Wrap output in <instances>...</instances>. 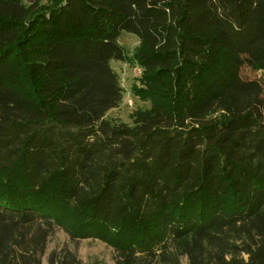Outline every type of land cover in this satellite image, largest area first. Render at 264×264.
Returning a JSON list of instances; mask_svg holds the SVG:
<instances>
[{"label":"trees","instance_id":"1","mask_svg":"<svg viewBox=\"0 0 264 264\" xmlns=\"http://www.w3.org/2000/svg\"><path fill=\"white\" fill-rule=\"evenodd\" d=\"M122 30L132 125L105 118ZM57 227L114 264H264V0H0V264Z\"/></svg>","mask_w":264,"mask_h":264},{"label":"rangeland","instance_id":"2","mask_svg":"<svg viewBox=\"0 0 264 264\" xmlns=\"http://www.w3.org/2000/svg\"><path fill=\"white\" fill-rule=\"evenodd\" d=\"M47 1L41 0V2ZM118 42L123 46L127 60L112 59L110 65L118 74L119 81L123 87V96L119 104L106 113L105 118L114 124L124 122L132 125L135 112L149 108L150 102L147 99L135 96L132 92V86L138 83V78L142 72V68L132 58L133 52L139 44L138 36L133 32L122 30L118 37ZM242 73L246 77H255L260 74L248 67L242 68ZM64 250L73 252L79 260V264H93L96 261L114 264L116 259L115 250L106 242L93 237L74 239L63 229L57 227L47 240L41 259L42 264H48V258L51 253L58 254Z\"/></svg>","mask_w":264,"mask_h":264}]
</instances>
